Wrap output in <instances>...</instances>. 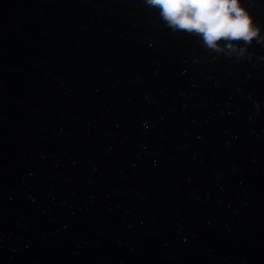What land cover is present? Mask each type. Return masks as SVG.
Here are the masks:
<instances>
[{"label": "water", "instance_id": "95a60500", "mask_svg": "<svg viewBox=\"0 0 264 264\" xmlns=\"http://www.w3.org/2000/svg\"><path fill=\"white\" fill-rule=\"evenodd\" d=\"M264 32V0H243ZM218 54L145 264H264V44Z\"/></svg>", "mask_w": 264, "mask_h": 264}, {"label": "clouds", "instance_id": "9594fccd", "mask_svg": "<svg viewBox=\"0 0 264 264\" xmlns=\"http://www.w3.org/2000/svg\"><path fill=\"white\" fill-rule=\"evenodd\" d=\"M159 11L172 31L199 37L203 45L218 54L234 56L239 62L251 59L248 46L264 44V32L243 4V0H144ZM264 60V56L260 57Z\"/></svg>", "mask_w": 264, "mask_h": 264}]
</instances>
